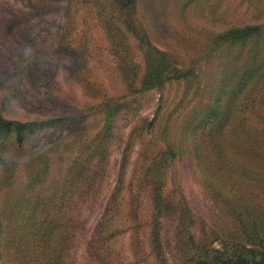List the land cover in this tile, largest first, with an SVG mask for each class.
Instances as JSON below:
<instances>
[{
  "label": "trees",
  "instance_id": "obj_1",
  "mask_svg": "<svg viewBox=\"0 0 264 264\" xmlns=\"http://www.w3.org/2000/svg\"><path fill=\"white\" fill-rule=\"evenodd\" d=\"M176 1L184 3L185 10L197 3L195 7L206 6V0ZM226 1L216 0L213 11L219 10ZM109 2L116 10L119 24L113 29L116 34H109L114 50H121L119 54H124L131 37L142 52V72L129 60L130 55L121 56L120 73L128 87L132 89L138 83L139 91L145 93L161 91L173 83H184L190 102L195 107L192 114L175 129L174 116L188 108L183 106L184 100L175 106L165 123L160 124L163 146H155L154 152L143 158L142 176L150 183L153 202L148 234L153 258L157 263H168L162 238L166 221L178 233L182 246L188 248L193 241L188 235V228L191 227L187 223L186 207L182 203L175 206L164 196L167 183L170 181L175 185L174 180L177 179V192H173L180 196V200L184 199L186 190H191L212 203V196L221 190L232 198L228 204L234 207L239 220L240 234L232 250L227 249L225 255H219L214 260L192 257L188 262L264 264V201L237 198L242 193L239 190L242 184H247L251 190L264 186L263 182L251 179L264 172V121L251 123L240 120L238 116L236 119L237 114H261L255 102L261 93L255 88L264 89V19L235 25L222 22L218 14L212 15L210 22L200 29L203 37L200 49L190 56L192 59L187 64L183 60L180 62L179 54L174 50L160 48L152 41L150 28L140 23L137 0ZM214 62L216 71H207L206 67H212ZM206 81L210 85L202 86ZM127 106V102L105 97L100 106L102 123L92 137L85 135L83 128L75 122L76 117L69 115L57 114L22 121L10 120L0 111V167L2 172H9L6 178L4 174L0 175V182L3 184L6 180L13 186V169L17 165L26 171L25 184H20L24 189L19 191L9 211L0 214V264L23 263V260L27 263L31 257H36L38 263L66 262L80 225L77 210L87 197H92L99 190L100 179L106 173L116 119L126 112ZM155 122L156 118L149 125ZM60 128L67 129L64 136L55 135ZM232 131L241 136L243 142L240 145H234L230 139ZM206 137L212 140L210 147L219 153L218 158L223 164L209 158L205 150L207 147L201 144ZM32 138L37 139L34 145L41 148L32 152L34 156L23 158L25 145ZM130 146L129 141L123 152L117 186L97 228V246L122 231L119 227L109 229L108 220L119 211ZM10 147L16 155H11ZM72 147L74 150L68 152ZM229 150L240 155L246 150L245 156L251 161V168L230 160V154L227 155ZM226 178L227 181L234 180L240 187H230L225 183ZM8 244L14 247L13 253ZM91 250L98 262L108 263L101 261L94 244Z\"/></svg>",
  "mask_w": 264,
  "mask_h": 264
},
{
  "label": "rangeland",
  "instance_id": "obj_2",
  "mask_svg": "<svg viewBox=\"0 0 264 264\" xmlns=\"http://www.w3.org/2000/svg\"><path fill=\"white\" fill-rule=\"evenodd\" d=\"M215 1L206 0V6L195 7L197 3L185 10V4L176 0H137L140 23L150 28L155 44L174 50L179 54L180 62L183 60L188 64L192 59L190 56L202 44L200 29L210 22L212 15L218 14L222 22L235 25L264 19V0H227L216 12L213 11ZM116 27H119L116 10L109 0H0V111L8 119L29 121L57 114L69 115L76 117L78 127L92 137L102 123L100 106L105 97L128 103L126 112L116 119L106 173L100 179L99 190L87 197L77 210L80 225L75 245L62 264H164L156 262L148 244L153 202L150 183L142 176L143 158L152 154L155 146H163L160 124L165 123L175 106L184 100L183 106L188 107L174 116L175 129L195 107L184 83H173L161 91L145 93L139 91L138 83L132 89L128 87L120 73L121 56L130 55L129 60L138 65L141 72L143 57L138 43L131 37L124 54H119L121 50H114L109 34H116L113 30ZM216 66L214 62L206 70L215 72ZM209 85V81L202 84ZM255 90L261 93L255 99L261 114L247 112L237 114L236 119L238 116L251 123L264 121V89L258 87ZM155 118L156 122L150 126L149 122ZM65 133L67 129L60 128L55 135L64 136ZM236 136L233 133L230 139L234 145H240L243 140ZM129 141L131 146L119 211L108 220L109 229L119 227L122 231L97 246V228L117 186L123 152ZM211 141L206 137L201 144L207 147L209 158L219 160V153L210 147ZM36 142L34 138L27 141L23 158L34 156L32 152L41 148L34 145ZM8 150L11 155H16L11 147ZM73 150L74 147L69 148L68 152ZM229 152L230 160L251 168L246 150L244 155ZM219 163L223 164V161L219 160ZM2 169L0 167V175L4 174L6 178L9 172L4 173ZM13 171V186L6 180L3 184L0 182V214L9 211L19 191L24 189L20 184H25L26 171L21 165ZM257 175L251 179L264 183V172ZM227 179H224L225 183L230 187H240L234 180ZM174 181L175 185L170 181L167 183L164 196L173 205L182 203L186 207L187 223L191 227L188 235L193 241L188 248L182 246L178 233L166 221L162 229L168 259L165 264H196L188 261L192 257L214 260L225 255L227 249L232 250L240 234L238 214L228 204L232 198L219 190L212 196V205L196 192L186 190L184 199L180 200V196L173 192H177L178 183L177 179ZM261 187L251 190L247 184H242V189L239 188L242 193L237 198H257L263 202L264 186ZM93 244L101 261L108 263H100L92 256ZM8 246L13 253L14 247ZM27 260V263L23 260V263L9 264H50L38 263L36 257Z\"/></svg>",
  "mask_w": 264,
  "mask_h": 264
}]
</instances>
